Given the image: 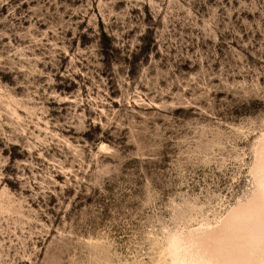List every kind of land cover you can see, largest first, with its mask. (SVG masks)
<instances>
[{
	"label": "rangeland",
	"instance_id": "1",
	"mask_svg": "<svg viewBox=\"0 0 264 264\" xmlns=\"http://www.w3.org/2000/svg\"><path fill=\"white\" fill-rule=\"evenodd\" d=\"M0 264H264V0H0Z\"/></svg>",
	"mask_w": 264,
	"mask_h": 264
}]
</instances>
